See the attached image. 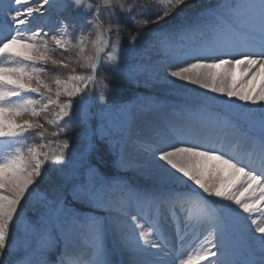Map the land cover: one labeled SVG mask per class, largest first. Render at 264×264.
Segmentation results:
<instances>
[{
  "label": "snow or ice",
  "instance_id": "obj_1",
  "mask_svg": "<svg viewBox=\"0 0 264 264\" xmlns=\"http://www.w3.org/2000/svg\"><path fill=\"white\" fill-rule=\"evenodd\" d=\"M189 3L0 0V264H6V256L17 250L9 243L10 225L20 219L28 198L50 167L66 161L70 145L59 137L75 126L76 109L96 97L104 101L113 91L105 83L109 78L105 69L121 70L122 33L127 31L122 21L148 28L183 11ZM149 9L154 11L148 14ZM224 10L232 14L231 21ZM34 21L40 24L33 27ZM152 34L162 38L166 51L174 37H204L175 50L167 77L184 82L185 87L194 85L226 97L230 109H239L246 116L254 114L253 110L234 101L259 105L261 132L258 137L241 138L253 148L245 155L227 148L223 141L194 136L181 127L142 145L154 164L151 175L176 183L190 182L191 188L165 196L137 194L122 203L116 211L127 219L118 225V231L122 227L128 231H120L121 243L133 254L134 264H172L166 259L167 245L162 247L151 238L153 234L162 238L159 220L146 229L130 211L135 207L139 214L147 206L159 216L166 207L178 222V231L180 224L207 226L202 239L198 237L195 253L180 258L179 264H252L234 259L232 249L248 239L264 254V0L222 4L195 22H182L172 30ZM141 35H130V40L135 43ZM210 99L205 95V101ZM30 137L40 142H30ZM49 137L57 138L56 151L46 150L53 143ZM207 197L214 198L211 206ZM77 198L91 200L92 196L81 192ZM95 202L101 203L99 199ZM103 205L109 213L113 211L106 201ZM182 212L186 214L183 219ZM80 223L88 233L90 259L65 254L59 264H112L100 219L87 216ZM53 245L49 235L41 244L39 264H46L43 254ZM146 256L154 258L147 260ZM25 264L34 262L26 258ZM260 264H264V255Z\"/></svg>",
  "mask_w": 264,
  "mask_h": 264
},
{
  "label": "rangeland",
  "instance_id": "obj_2",
  "mask_svg": "<svg viewBox=\"0 0 264 264\" xmlns=\"http://www.w3.org/2000/svg\"><path fill=\"white\" fill-rule=\"evenodd\" d=\"M245 2L246 0H190V3L183 11L174 14L161 23H171L179 20L181 24L187 21L189 13L207 5L216 4L213 9L216 10L222 4L234 5ZM152 11L154 9H149L148 14H151ZM224 16L229 21L233 19L232 14L227 10H224ZM123 22L131 23L130 21ZM34 24L35 22L33 23V27L36 26ZM151 26L153 25H149L148 28H144L145 30L141 31L142 35L137 38L135 43L130 40V35H135L133 33L134 31L126 27L127 31L122 33L124 53L120 72L134 82L142 84L146 90L154 93V99L153 97L144 99L132 95L130 96V101L119 102L116 100V97H113V90L106 100L101 101L96 97L89 103L81 105L76 109V117L84 115L92 123L95 121L94 125L97 126L99 131L96 133L92 128L93 125H88V128L84 127L81 136H78L79 143L71 144L69 142L70 148L66 150V161L63 164L54 166L60 172L57 174V170H55L56 173L54 175L53 169L51 168L44 176V179L39 181L42 183L35 189L33 195L28 198V203L24 205V211L20 213V219L16 220L13 225H10L12 227L10 230H13V232L10 233L9 243L16 245L17 250L6 256V263L10 262L15 255L17 256V254L25 251V257L27 259H31L34 264H39L42 257L41 244L45 242L49 235L55 245L58 242L62 244V251H60L58 262H50L48 261L50 252L47 250L43 254V259L46 261V264H59L60 258L65 254L70 257H80L84 261L90 259L91 249L85 242L88 238V233L80 223L81 218L94 216L90 212L80 213L71 207L64 208L63 212H60L58 214L59 216L57 215L58 220L55 223V229H51L44 237L40 236L39 238H35L36 234H34L37 228V222L41 221L49 209L51 211L54 208L53 206L58 198L61 202L64 201L62 200L61 193L64 189L66 190L65 187L70 180H74L75 175H79V177L83 175L86 179L78 178L77 191L79 193L87 192L91 194L92 199L90 201L102 208V212L97 218L100 219L104 228L103 238L106 248L108 245V237L113 238L110 244L113 247L108 250L112 264H134L133 254L121 243L120 231L127 232L128 229L122 227L118 231V225H122L127 217L120 215L116 211L120 206V199L123 197V194H118L116 191L123 188L127 182L118 181L108 184L105 182V178H102L97 173L95 167L88 168L85 171V175L83 173L84 170H82V166L89 165L87 162L88 154L91 155V153L95 152L94 146L96 144L100 146L104 140L116 146L118 163L122 166L125 173L157 184L156 187L146 192L134 188L128 189L127 195L131 196L129 201L133 200L137 194L147 193L159 195L160 190H162L161 186L170 188L165 191V195L174 193L172 190L176 187L188 186L191 188L190 182L188 184L176 183L151 175L150 173L154 168V164L151 156L142 147V145L147 143L155 142L162 133L171 135L172 129L175 127L184 128L194 136L202 138L211 137L217 142L223 141L227 148H234L240 154L243 153L245 155L253 150L250 144L244 143L241 139L242 137L250 135L243 131L238 132L229 126H224L223 116L220 112H229L232 115L246 120L250 119L256 127L257 121L260 120L259 105H244L243 102L234 101L235 104L241 105L242 108H250L253 110L254 114L246 116L239 109H230L226 97L206 93L205 90L197 87H185L184 82H175V78L167 77L166 69L169 64L174 62L173 54L175 50L177 48L182 50L183 47L198 41L196 39L191 42L189 41L195 35H189L183 39L174 37L170 41V49L166 51L162 38L154 36L152 30H149ZM136 32L138 31L136 30ZM105 73L108 74L107 71ZM52 74L55 73L53 72ZM169 80L173 82L170 83ZM107 81L109 80L106 79L105 83ZM157 95H161L162 98L155 99ZM205 95L212 97V99L205 101ZM173 98H177L178 100H174ZM77 102V100H73L74 104ZM192 104L200 107L201 111H194ZM101 108L102 110H100ZM100 111L105 120V127H102V124L98 125ZM234 139L240 141L242 147H238ZM39 142V139L35 141V143ZM58 146V142L53 141L46 150L56 151ZM50 178H53L54 181ZM45 181L48 183L46 187L49 193H46V195L44 188ZM51 187L53 191H49ZM97 199L101 201L100 204L95 202ZM212 199L214 200V198ZM104 201L113 209L111 213L104 207ZM28 210L30 211L29 213ZM54 211L52 210V212ZM130 211L133 215H138L139 222L144 223L146 229L151 228V222L153 220H159V224L162 227V238L155 234L151 238L155 239L157 243H160L162 247L167 245L164 248V251L168 252L166 259L171 261L172 264H179L180 258L186 259L187 254H194L198 247L199 239H202L203 235L206 234V225L192 227L189 224L188 227H184L183 224H180L178 231V222L172 219L166 207L161 208L159 216H157L154 209H150L147 206L143 207L139 214L135 207L131 208ZM38 213L39 215H37ZM184 215L186 214L183 212L180 213V218L183 219ZM34 217L35 219H33ZM47 219V216H45V220ZM25 225H30L27 231L22 230ZM56 235L60 236L59 241H57ZM173 245H175V248ZM232 255L237 260H248L252 264H260L262 255L264 254L261 253L255 242L245 239L234 246ZM153 258L152 256L145 257L147 260ZM25 260L17 264H25Z\"/></svg>",
  "mask_w": 264,
  "mask_h": 264
},
{
  "label": "trees",
  "instance_id": "obj_3",
  "mask_svg": "<svg viewBox=\"0 0 264 264\" xmlns=\"http://www.w3.org/2000/svg\"><path fill=\"white\" fill-rule=\"evenodd\" d=\"M123 24H124V26L126 25V27L127 28H131L130 30H132V31H134L133 33L134 34H136V28L132 25V24H129V23H126V22H123ZM115 86H117V88H118V91H119V96H120V98H122V99H128V98H130V96L134 93V92H136V91H138V90H140L141 88H136V89H133V87L130 89V87H126L123 83H118V84H115ZM137 94V93H136ZM97 153V157H98V159H100V158H103V153H105L104 151H103V149H102V151L101 150H99V151H97L96 152ZM48 178V180H49V177H47ZM53 178H55V176H53ZM53 178H50L52 181H54V179ZM141 180H143V179H141ZM40 181H42V180H40ZM150 182V181H149ZM41 183L42 182H39V184L41 185ZM46 184H48L46 181H45V195H46V193H48V189H47V187H46ZM49 191H53V188L51 187L50 189H49ZM49 194V193H48ZM30 211L28 210V213H29ZM35 213V212H34ZM31 214H32V216H33V213L31 212ZM37 215H39V213L37 214ZM36 215V216H37ZM33 219H35V217L33 218ZM42 223L43 222H39V226L40 225H42ZM12 227L10 226V229H11ZM13 232V230H10V233H12ZM54 258V257H53Z\"/></svg>",
  "mask_w": 264,
  "mask_h": 264
},
{
  "label": "bare ground",
  "instance_id": "obj_4",
  "mask_svg": "<svg viewBox=\"0 0 264 264\" xmlns=\"http://www.w3.org/2000/svg\"><path fill=\"white\" fill-rule=\"evenodd\" d=\"M35 22V24L34 25H38V23H40V21H34ZM188 86H190V87H197V88H199L198 86H194V85H188ZM140 125V124H139ZM235 140V139H234ZM235 142H236V144L238 145V146H240L241 145V142L240 143H237V140H235ZM238 151V150H237ZM241 151V150H240ZM184 232V231H183ZM185 235H186V233H185Z\"/></svg>",
  "mask_w": 264,
  "mask_h": 264
}]
</instances>
